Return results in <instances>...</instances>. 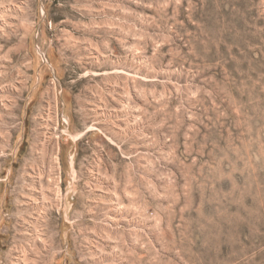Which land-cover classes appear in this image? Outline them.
Wrapping results in <instances>:
<instances>
[{
	"label": "rangeland",
	"instance_id": "obj_1",
	"mask_svg": "<svg viewBox=\"0 0 264 264\" xmlns=\"http://www.w3.org/2000/svg\"><path fill=\"white\" fill-rule=\"evenodd\" d=\"M0 264H264V0H0Z\"/></svg>",
	"mask_w": 264,
	"mask_h": 264
}]
</instances>
